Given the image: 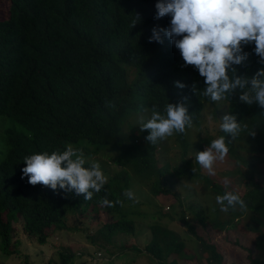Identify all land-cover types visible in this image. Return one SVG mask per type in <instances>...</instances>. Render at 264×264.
<instances>
[{
	"label": "trees",
	"instance_id": "16d2710c",
	"mask_svg": "<svg viewBox=\"0 0 264 264\" xmlns=\"http://www.w3.org/2000/svg\"><path fill=\"white\" fill-rule=\"evenodd\" d=\"M8 2L7 17L0 20V115L10 117L24 129L6 127L2 137L5 147L0 151V252L16 253L9 248L14 222H20L23 233L44 243L52 233L82 229L68 222L73 215L78 217L79 225L81 218L93 216L98 207L114 210L121 206L117 201L127 199L122 194L128 188L129 171L141 177L143 186L154 197H173L174 210L167 204V209L159 210L158 217L177 220L188 231L190 240L197 243L207 264H224V256L214 242L197 233L196 225L209 233L228 229L250 236L256 233L254 243L264 248L256 240L264 235V180L255 177L257 165H264V108L258 103L242 102L239 89L223 100L226 104L200 95L205 88L204 77L194 66L185 65L172 41L167 36H163L162 43L149 41L154 27L166 29L171 21L169 15L156 18L157 0ZM242 47L247 58L232 67L236 75L250 79L264 68V63L255 53L254 42ZM177 81L185 87L176 86ZM106 102L115 107H106ZM181 102L193 119L188 131L198 130L205 103L211 104L218 127L210 133L203 129V135L196 131L193 139L187 130L166 138L177 146L179 163L174 165L168 159L159 165L155 152L164 153V143L160 140L152 145L146 140V145L141 146L140 136L147 137L149 131L142 130L137 115L141 113L146 120L153 108L163 113L166 103ZM223 103L225 114L236 115L247 125L236 139L219 127L225 114L218 115L217 109ZM220 135H226L229 142L226 158L246 170L243 173L234 165L235 174L241 177L238 185L229 186V190L240 193L246 209L221 212L215 197L223 194L225 185L209 179L195 160L196 152ZM69 143L82 149L87 158L105 147L117 150L115 162L123 169L113 173L92 200L41 184L33 186L27 177L22 178L25 156L64 150ZM181 179L196 182L209 204L183 207L181 197L172 190L174 180ZM105 197L112 207L100 203ZM188 208L193 222L186 220ZM97 227L86 238L92 242L99 237L97 246L104 248L117 246L113 238L110 241L117 233L135 231L134 220L124 214ZM148 229L143 247L132 244L131 248L148 254L156 264H186V260L195 259L185 239L172 228L152 220ZM73 256L68 247H61L57 264H72ZM248 262L264 264V259L249 257Z\"/></svg>",
	"mask_w": 264,
	"mask_h": 264
},
{
	"label": "clouds",
	"instance_id": "9594fccd",
	"mask_svg": "<svg viewBox=\"0 0 264 264\" xmlns=\"http://www.w3.org/2000/svg\"><path fill=\"white\" fill-rule=\"evenodd\" d=\"M155 7L157 19L169 15L171 21L166 29L154 27L149 41L162 43L163 36L172 41L180 50L185 65L194 66L204 77L205 88L200 95L212 102H220L239 89L242 102L258 103L264 108V68L249 79L236 75L232 67L246 60L248 54L242 46L253 42L255 53L264 63V0H157ZM176 86L185 87L178 81ZM106 107L114 108L115 105L106 102ZM140 125L142 130L149 131L146 140L155 145L174 134L186 133L193 127V119L183 102L166 103L163 113L153 108L150 118L145 120L141 116ZM219 127L232 139L247 130V125L233 114L223 115ZM226 135L212 139L204 150L196 152V162L209 175H215L216 163L224 161L229 153ZM23 161L22 178L27 177L29 184H41L53 191L74 192L86 201L92 200L109 180L98 161L90 160L82 149L74 148L71 143L64 150L35 152L25 156ZM124 196L136 200L132 189H126ZM215 200L224 213L247 207L238 191L229 190L227 180L225 191ZM100 203L113 206L106 197ZM117 203L122 204V201ZM163 209H167V205ZM97 252L102 257V253Z\"/></svg>",
	"mask_w": 264,
	"mask_h": 264
},
{
	"label": "rangeland",
	"instance_id": "374dc122",
	"mask_svg": "<svg viewBox=\"0 0 264 264\" xmlns=\"http://www.w3.org/2000/svg\"><path fill=\"white\" fill-rule=\"evenodd\" d=\"M8 0H0V20L5 19L8 14ZM225 103V101L222 100ZM221 104L218 109V115L225 114L226 106ZM211 104H206L202 111L201 119L198 125V130L203 135V129L210 132H214L218 127L217 117L211 113ZM141 113L137 115L138 121H140ZM221 118V117H219ZM147 120V119H146ZM10 127L15 131H22L24 128L17 122L10 120V117L6 115H0V151L5 147L3 143V132L4 128ZM193 131V132H192ZM188 131L187 135H192L191 139L194 138V134L197 133L195 130ZM193 133V134H192ZM139 142L143 147L146 145V137L141 135ZM166 150L161 154L157 150L155 152V157L159 160V165L165 160H170L174 165H178L179 157L177 155V146L174 142H167L165 139L162 140ZM161 145V144H159ZM87 154V152H86ZM118 155L117 150L111 147H105L101 149L97 155L88 157L90 160L98 161L105 174L110 177L113 173L123 169L116 162V156ZM252 160V159H251ZM262 159H255L254 161H259ZM264 163V161L262 160ZM234 165L232 161L227 158L220 162L218 161L215 165V175H209L206 170L202 168L203 173L207 174L208 178L215 181L221 185H225V181L229 182V186L238 185L240 177L234 172ZM237 166V165H236ZM244 173L246 170L242 166H237ZM259 169L255 173L256 178L264 180V165H257ZM262 174V175H261ZM128 188L132 189L136 195V200L126 199L121 206H116L114 210L98 207L94 213V217L88 214L84 218H81V224L78 225V217L69 218V223L71 225L76 224L77 231H67L63 229L60 233L56 235L48 236L44 243H38L35 241L34 236L27 235L23 233L21 229L20 222L12 223L13 226V237L10 242L9 248L16 250V253H2L0 252V263L1 264H57L58 263V251L61 247H68L74 253L72 258V264H92L90 258H95V253L100 251L102 257L95 258L93 264H156L155 260L146 253L131 248V245H135L138 248H142L146 239L149 237V224L152 220L160 224H164L169 228H172L178 233V235L185 239V246L189 250L191 255L195 256V259H188L182 263L186 264H207L205 256L198 252L197 243L194 240H190V235L188 231L182 227L177 220H170L167 217L159 218V210L164 208L167 204H171L174 210V205L172 202L173 197L160 195L158 198L154 197L147 189L143 186V181L141 177L136 174H132L129 171L128 174ZM173 192L181 197L183 207H198L203 206L204 203L209 204V200L200 192L199 186L196 182L188 179H181L179 181L174 180L172 184ZM124 197V193L122 194ZM209 201V202H208ZM139 202V203H138ZM156 212V213H155ZM120 214L132 218L135 224L134 235L117 233L111 237L110 241L117 244V246L108 245L107 247H98L97 240L88 242L86 235H91L94 230H96L105 221H110ZM189 222H193L194 219L190 213V208L185 212ZM84 215V214H83ZM243 222V217L240 218ZM197 233L202 234L204 238L208 241L214 242L217 249L222 252L224 259V264H249L248 259L258 258L264 259V248H258L256 243H254V237L258 234L251 232V236L248 234H242L239 230L228 229L227 231H219L209 233V231L201 230V228L196 225ZM259 235H262L259 233ZM253 240H252V239ZM89 239V238H88ZM91 240V239H90ZM257 241L261 242L264 246V235L258 236ZM98 245V246H97ZM132 245V246H133ZM123 250L118 251V248ZM115 251V252H113ZM111 252L115 253L111 255ZM203 256V257H202Z\"/></svg>",
	"mask_w": 264,
	"mask_h": 264
},
{
	"label": "built area",
	"instance_id": "2783aa9c",
	"mask_svg": "<svg viewBox=\"0 0 264 264\" xmlns=\"http://www.w3.org/2000/svg\"><path fill=\"white\" fill-rule=\"evenodd\" d=\"M95 258H100V253L99 252L95 253ZM95 258H90L92 264H93Z\"/></svg>",
	"mask_w": 264,
	"mask_h": 264
}]
</instances>
